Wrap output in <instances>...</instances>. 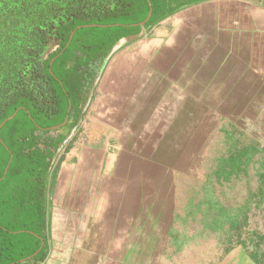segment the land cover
Here are the masks:
<instances>
[{"label": "crops", "instance_id": "0c3cea01", "mask_svg": "<svg viewBox=\"0 0 264 264\" xmlns=\"http://www.w3.org/2000/svg\"><path fill=\"white\" fill-rule=\"evenodd\" d=\"M152 10V23L122 40L121 66L98 78L84 113L57 132L61 144L42 190L49 250L34 264L262 261L254 227L217 254L210 226H192L210 217L181 215L178 206L184 180H193L194 128L240 131L258 189L264 0H154Z\"/></svg>", "mask_w": 264, "mask_h": 264}, {"label": "rangeland", "instance_id": "374dc122", "mask_svg": "<svg viewBox=\"0 0 264 264\" xmlns=\"http://www.w3.org/2000/svg\"><path fill=\"white\" fill-rule=\"evenodd\" d=\"M148 1L150 5L147 4L150 12H152L154 0ZM134 10L127 15L108 18L101 22H93V25L97 23L103 28H99L97 25V27L87 25L88 27L84 26L73 31L58 56L44 63L45 70L49 65L45 75H47L46 78L49 79L51 85L55 86L57 84L54 76H59L58 62L62 59L63 61L68 59L66 57L69 50L85 51L84 53H86L91 52L88 51V49H91L100 55L103 52V47H105L103 44L107 43L113 35L117 34L121 35V38H125L129 32L134 31L139 25L135 24L134 21L140 17L139 13L141 12L137 8ZM171 11L168 9V14ZM108 24H115V26L110 28ZM56 46L57 42L51 40L42 58H45ZM101 46L102 48H100ZM121 56L122 48L120 47L107 61L104 60L99 77L106 75L107 71H110L111 66L116 62L121 66ZM69 58L72 61L73 58L70 56ZM97 97L99 98V96ZM32 112H30L31 116L35 118ZM9 118L8 121L3 122L5 125L2 123L3 125L0 127V129L2 128L0 137L2 139L6 136L4 133L6 126L12 125L16 133L12 137L16 141L11 148V153L8 152L9 158L7 161L3 162L6 158L0 152V173L2 171L0 192H2V189L4 190L3 195H0V199L9 203L6 194L13 188L15 189L16 199L15 202L14 199L12 202L17 207L11 209L4 206V201L3 203L0 202V224L3 227L5 226L7 231H18L20 233L12 235L0 233V264H34L43 261L49 250L47 234L43 232H45L48 223V210L50 208L42 193H39L41 196H38V198L34 197L36 195L34 190L37 186L43 187L46 185L45 175L50 168L49 161L51 162L57 154L55 152L59 151V147L55 148V142L52 143L51 138H49L53 135L51 133L40 131L35 133L33 138L29 137L28 133L25 132L32 130L33 125L30 122L26 123L22 110L16 111ZM35 122L37 124L41 123L36 119ZM194 129V142L188 144V147L192 149L193 155L197 156V159L194 160V164H190V167L193 166V170L190 169V171H193V180L188 178L187 182L185 180L183 182L178 213L199 218L202 216L210 217V223L195 221L192 226L195 232L205 230L207 224L210 226L211 238L209 241L214 243L217 254L221 253L224 247L226 252L231 249L233 241H236L234 238L241 237V241L244 242L251 231V227H254L259 240L260 237L263 238L261 246L264 249V152L257 149L258 168L256 180L258 189L255 191L253 180L255 175H252L250 179L249 160L244 158L247 150L245 146L248 148L249 143L240 142L236 137L240 134V131L233 127ZM24 136L37 141L38 146L35 151H31L30 158L22 160L16 155V149L19 146H28L25 143H17V139ZM201 138H204L203 143L200 142ZM51 147L55 149L53 150ZM44 151L47 153L45 157L42 155L45 153ZM49 151L55 153V155L48 159ZM47 165L48 167H46ZM207 167L210 168L211 172L209 174V184H207L209 178L205 179L207 177L205 176L207 175ZM218 168L219 171H217ZM8 169H12V171L10 172ZM16 169L19 171L15 174ZM213 169L215 170L212 173ZM37 172H39V176H36V178L42 179L40 181L34 177L35 173L38 174ZM218 173L222 174L219 176ZM13 175L16 177H13ZM221 177L226 180L223 181ZM6 216L11 217L14 224L7 225L3 222L2 218L6 221L10 220ZM217 234H219V237ZM206 240L205 238L201 239L199 245L200 243L203 245ZM202 245H200L201 248ZM206 254L200 255V257L203 256L206 259L208 258ZM259 256L262 259L260 264H264V250L259 253ZM195 257L198 258L199 256L196 255Z\"/></svg>", "mask_w": 264, "mask_h": 264}, {"label": "trees", "instance_id": "16d2710c", "mask_svg": "<svg viewBox=\"0 0 264 264\" xmlns=\"http://www.w3.org/2000/svg\"><path fill=\"white\" fill-rule=\"evenodd\" d=\"M90 2L91 0H0V125L11 117L13 113L22 110L26 123L30 122L33 125V129L25 133H28V136L32 137L36 133L37 123L35 119L39 120L45 126V133H51V127L57 126L62 120L56 121L55 118L51 117V108H46L47 110H45L44 102L48 97L46 95L47 90L43 88L42 84L43 76L47 77L45 74L46 70L49 69V65H47V69L45 70L44 63L45 61H50L60 53L68 40L67 38L70 32L77 25L82 24L75 17L79 8H84L90 14V6H88ZM126 2L130 8L128 11L136 8L141 10L139 13L140 17L134 23H142L149 11L147 0H127ZM61 21H66L68 25L64 34L65 38L58 43L59 48L55 54H49L46 59L42 60L49 39L57 36L61 31V29L53 28V25ZM148 23H152L151 18L148 20ZM119 37L121 38L122 36L115 34L107 43L103 44L105 46L103 47V57L116 44ZM31 111H33L32 113L35 115V118L31 116ZM40 113H44V116H41ZM80 114L81 109L77 108L76 119L80 117ZM1 130L2 128L0 129V133ZM4 133L6 135L4 136L6 144L0 143V152L6 158L3 162L8 160L9 153H11L9 147L12 148L16 141L12 137L16 134L14 126H6ZM28 136L17 139V143H25L28 145L27 147L19 146L16 149V155L22 160L30 158L31 151H35L38 146V142L34 139L28 140ZM60 144L61 139L54 143L55 148L59 147ZM55 148L51 147L53 150ZM52 156L53 154L50 153L48 159ZM20 164L22 163L20 162ZM8 171L11 172L12 169H8ZM17 171L19 170L16 169L15 174ZM37 173L34 174L35 178L39 176V172ZM1 175L2 171L0 173V179ZM14 175L13 177H16ZM36 179L39 181L42 180L39 178ZM42 190L43 187L37 186L34 190L36 193L34 197L38 198V196H41ZM1 191L0 195H3L4 190L2 189ZM15 195V189L13 188L7 192V200L10 202L7 203L3 200L5 207L11 209L17 207L12 202L13 199L15 202ZM3 201L0 199L1 203ZM6 218L10 220L6 221L2 218L3 222L7 225L14 224L11 217L6 216ZM6 229L5 226L3 227L0 224V233L8 235L20 233L18 231H7Z\"/></svg>", "mask_w": 264, "mask_h": 264}, {"label": "flooded vegetation", "instance_id": "af4514ba", "mask_svg": "<svg viewBox=\"0 0 264 264\" xmlns=\"http://www.w3.org/2000/svg\"><path fill=\"white\" fill-rule=\"evenodd\" d=\"M126 1L127 0H91L90 5H88L90 6L89 8L90 14L87 13V11L82 7L79 8L78 13L75 14V17H77L76 19L82 22V24L77 25L73 31L80 29L81 27H84V26L86 27L87 25L88 26L93 25V22L95 21L101 22L102 20H106L108 18H115L117 16L127 15L131 13V11L132 12L135 11L134 9L131 11H128V9L130 8ZM66 23H67L66 21H61L53 25L54 26L53 28L61 29V31L58 33V35L56 34L57 36H53L49 39L48 44H50V41L53 40L57 42V46L53 51L49 52L47 56L49 54H55V52L59 48L58 43L61 42L65 38L64 34L68 27ZM137 24H140V23H137ZM96 25H93V26H96ZM97 26L99 28H103V26L101 25H97ZM108 26L111 28V27H114L115 24H108ZM72 32H70V34L68 35V38ZM123 39L124 38L119 37L117 42L119 41L121 42ZM88 51H91V52L84 53L85 51L83 52H80V51L78 52L74 50L68 51L69 53H68V56L66 57L68 59H65L64 61L62 59L60 62H58L59 76H56V77L54 76V79L57 80L56 81L57 84L55 86L51 85L49 79L43 76L42 85H43V88L47 90L46 95L48 97V99L44 102L45 110L51 108L52 109L51 117L55 118L56 121L58 120L60 121L62 119L57 126L51 127L52 129L51 133L53 132L52 133L53 135L50 134L51 136L49 138H51L52 143L59 140L57 132L63 130L64 128L71 125L77 120L75 117L77 113V108L82 110L84 105L86 104L90 90L93 88V84L95 80L97 78H100L99 76H100L101 68L103 67L102 66L103 62L110 52L109 51L106 54V56L103 57L102 56L103 52L99 55L96 51L94 52L91 49H88ZM69 56L73 58L72 61H70ZM46 57L42 59L44 60L46 59ZM98 82H99V79H98ZM95 89L96 87L93 89V93ZM91 100H92V97H91ZM40 115L44 116V113H40ZM38 124L36 126V133L40 131H44V129H46L42 123H38ZM55 127H58V129H53ZM31 138H33V136ZM28 140H30L29 137H28ZM0 143L6 144L5 137L0 139ZM9 149L11 148L9 147ZM44 152L45 153L42 154L43 157H45L47 154L46 151ZM49 153L51 152L49 151ZM55 153H52V154L55 155ZM49 163L51 164L50 161ZM257 240H258L257 249H258V255H259V253L264 250L262 248L263 246H261L262 245L261 241L263 240V238L260 237V240H259V237H257Z\"/></svg>", "mask_w": 264, "mask_h": 264}, {"label": "water", "instance_id": "95a60500", "mask_svg": "<svg viewBox=\"0 0 264 264\" xmlns=\"http://www.w3.org/2000/svg\"><path fill=\"white\" fill-rule=\"evenodd\" d=\"M147 3L149 4V1L147 0ZM150 5V4H149ZM149 7V6H148ZM150 15H151V12H150V9H149V12H148V15H147V17L145 18V20L142 22V23H140L139 25H144L147 21H148V19H149V17H150ZM71 35H72V33H71ZM70 35V36H71ZM121 45H122V41L120 42H117L112 48H111V50H110V52H109V54H108V56L106 57V59H105V61H107L115 52H117L119 49H120V47H121ZM97 82H98V78L95 80V82H94V84H93V88L90 90V93H89V95H88V98H87V102H86V108H87V106L89 105V103H90V100H91V97H92V94H93V89L96 87V85H97ZM84 111H85V108L82 110V114L84 113ZM10 118H8L6 121H8ZM5 121V122H6ZM4 122V123H5ZM3 123V124H4ZM3 124H1L0 125V127L3 125ZM64 124V123H63ZM62 124V125H63ZM53 129H58V127H55V128H53Z\"/></svg>", "mask_w": 264, "mask_h": 264}]
</instances>
